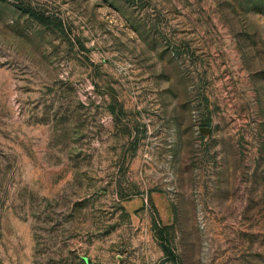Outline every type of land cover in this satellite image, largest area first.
<instances>
[{
  "label": "rangeland",
  "instance_id": "374dc122",
  "mask_svg": "<svg viewBox=\"0 0 264 264\" xmlns=\"http://www.w3.org/2000/svg\"><path fill=\"white\" fill-rule=\"evenodd\" d=\"M88 262L264 264V0H0V264Z\"/></svg>",
  "mask_w": 264,
  "mask_h": 264
},
{
  "label": "trees",
  "instance_id": "16d2710c",
  "mask_svg": "<svg viewBox=\"0 0 264 264\" xmlns=\"http://www.w3.org/2000/svg\"><path fill=\"white\" fill-rule=\"evenodd\" d=\"M35 16H36L37 18H40L41 20L48 21L47 17H44V16H42V15H38V14L35 13Z\"/></svg>",
  "mask_w": 264,
  "mask_h": 264
},
{
  "label": "water",
  "instance_id": "95a60500",
  "mask_svg": "<svg viewBox=\"0 0 264 264\" xmlns=\"http://www.w3.org/2000/svg\"><path fill=\"white\" fill-rule=\"evenodd\" d=\"M88 264H91L90 262H88Z\"/></svg>",
  "mask_w": 264,
  "mask_h": 264
}]
</instances>
